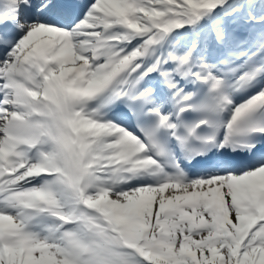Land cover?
<instances>
[{
  "label": "snow or ice",
  "instance_id": "obj_1",
  "mask_svg": "<svg viewBox=\"0 0 264 264\" xmlns=\"http://www.w3.org/2000/svg\"><path fill=\"white\" fill-rule=\"evenodd\" d=\"M0 264H264V0H0Z\"/></svg>",
  "mask_w": 264,
  "mask_h": 264
}]
</instances>
